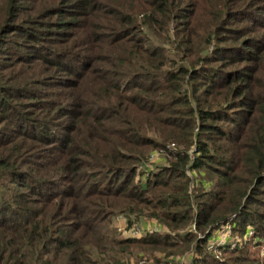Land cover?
<instances>
[{"label":"trees","instance_id":"obj_1","mask_svg":"<svg viewBox=\"0 0 264 264\" xmlns=\"http://www.w3.org/2000/svg\"><path fill=\"white\" fill-rule=\"evenodd\" d=\"M254 238L264 0H0V264H264Z\"/></svg>","mask_w":264,"mask_h":264},{"label":"rangeland","instance_id":"obj_2","mask_svg":"<svg viewBox=\"0 0 264 264\" xmlns=\"http://www.w3.org/2000/svg\"><path fill=\"white\" fill-rule=\"evenodd\" d=\"M9 59L11 60L12 58H9ZM14 67H17V69L15 71L17 73H21V71L23 72L26 70V64L22 65L21 68H18V66L14 65V63L12 62L11 66L7 69V73L9 74V72H11L12 68H14ZM155 158L156 159L158 158V160H160L161 157L157 155V156H155ZM119 217L120 218L115 221L116 226H117V230L120 232V233L118 232V234L124 235V234L128 233L129 230H127L125 228V226H126L125 225V221H126L125 218L121 214H119ZM147 223L148 222L147 221L145 222V220H144V222L142 223L140 228H144L143 226ZM152 226H154V225H148L147 227H152ZM132 229H131V232L138 230V229H136V230L132 231ZM249 229H252V228L248 225L247 230H249ZM232 236L238 238V237H241V234L239 232H235L232 230ZM250 239H252V237ZM254 242H256L255 238L253 239V243ZM249 247L251 249L250 252L253 256H259V255L264 254V243L261 245H255V243L250 244ZM215 253H216V255L223 256V253L220 251H215ZM156 255H157V256H155L156 258L154 256H151L149 253H146V252H144L140 255L138 254L137 256L131 255V256H128L129 258H127V262H128V264H189L190 263V254L188 251H186L182 254H179L178 256H174V255L170 256L169 257L170 259H168L169 262H167V263H164V262L159 263L157 260H158L159 256H161V253H156Z\"/></svg>","mask_w":264,"mask_h":264},{"label":"built area","instance_id":"obj_3","mask_svg":"<svg viewBox=\"0 0 264 264\" xmlns=\"http://www.w3.org/2000/svg\"><path fill=\"white\" fill-rule=\"evenodd\" d=\"M155 156H157V152H156V151H153L152 154H151V156H150V158H151V159H154ZM141 225H142V224L135 225V226L133 227L132 231H134V230H136V229H138V230H136V231H134V232H131L130 234H132V235H141L145 230H149V229H160V228L158 227L159 225H158V224H155L154 222H149V223L145 224V225L143 226L144 228H140ZM148 225H154V226H152V227H147ZM251 228H252V227H251ZM232 230H233V227H232L231 224H227V225H225L224 227H222V228L216 230L215 233L212 235L210 242L208 243V247H209V248H211V247L213 248V247H214V243H215L216 241H217L218 243H222V244H224V243L231 244V247L236 246L237 242H238L239 240H241V237H238V238L233 237V236H232ZM252 233H253V228L247 230V231H246V234H245L244 237H246V236H250V235H252ZM216 250H217V249H216Z\"/></svg>","mask_w":264,"mask_h":264}]
</instances>
